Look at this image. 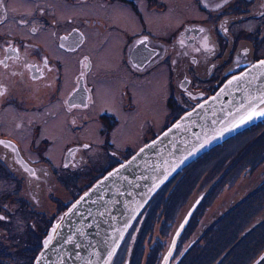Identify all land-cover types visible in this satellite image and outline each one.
<instances>
[{
    "label": "flooded vegetation",
    "instance_id": "flooded-vegetation-1",
    "mask_svg": "<svg viewBox=\"0 0 264 264\" xmlns=\"http://www.w3.org/2000/svg\"><path fill=\"white\" fill-rule=\"evenodd\" d=\"M7 1L0 0V25L13 10ZM13 1L17 8L22 3L21 0ZM38 1L31 0L37 7L18 19L29 30V36L0 32V122L6 123L7 111L1 112L7 104L13 107L35 104L39 108L42 102H60L64 111L70 113L67 118H71L73 128L81 122L76 111L88 112L90 109L98 116L95 120L101 123V135L106 137L102 139L103 143L101 140L96 145L88 140L65 143L59 149L62 157L58 163L55 156L38 157L37 153L48 145L51 148L60 145L64 139L61 125L65 115L61 112L47 120L51 128L58 131L59 141L53 142L47 135L42 139L41 147L37 141L41 132L39 125L29 126L32 138L28 141L14 137L9 130L0 131V180L8 182L5 189L0 185V217H3L0 219V264H33L40 249L38 246L69 203L120 163L123 159L119 160L118 155L129 156L137 150L132 144H127L122 151L113 148L109 135L111 129L116 130L121 117L112 108H97L105 87L109 86L112 99L119 96L118 100H113L114 104H120V109L137 112L133 89L140 91L165 68L172 77H177L179 62L184 63L187 73L169 83L172 94L166 102L173 112V115H167L169 120L208 95L227 77L259 60L264 49V0H193L194 11L191 7L186 18H181L177 10H171L173 5L177 6L173 0H57L49 11ZM177 1L179 10L181 1ZM167 13L177 14L173 18H178L177 23L166 18ZM160 18L163 19L160 21ZM167 23L173 26L168 35L165 32ZM255 23L257 27L253 28ZM111 32L115 36L107 44V34ZM39 34L42 40L50 42V38L52 43L45 46L33 38ZM17 80L22 85L18 86L19 92L13 88ZM22 88L25 90L21 92ZM138 120L151 122L144 115ZM164 124L160 132L165 128ZM105 130L108 133H104ZM139 133H136L137 137ZM157 134V131L149 130L144 134L145 141ZM93 146H99L100 150L105 148L101 164L91 161L94 157L87 150ZM97 158H101L100 153ZM50 177L57 186L77 190L65 200L56 198V208H59L56 212L38 211L29 195L35 197L32 192L42 191L44 185L50 189ZM24 192L29 193L28 200L25 195L22 197ZM232 220H227V224ZM218 223L206 230L215 229ZM22 230L27 233L19 234ZM206 235L205 242L199 241L200 246H206ZM242 242L243 239L237 246ZM223 249L222 255L229 247ZM208 256L212 261L218 255L214 256L211 251L202 259ZM257 262L254 264L260 263Z\"/></svg>",
    "mask_w": 264,
    "mask_h": 264
},
{
    "label": "rangeland",
    "instance_id": "rangeland-1",
    "mask_svg": "<svg viewBox=\"0 0 264 264\" xmlns=\"http://www.w3.org/2000/svg\"><path fill=\"white\" fill-rule=\"evenodd\" d=\"M21 1L18 8L14 5L13 0L7 1L13 10L9 12L6 22L0 25V32L19 36L30 35L29 30L23 27L18 19L26 17L30 10L32 11L37 6L32 5L31 0ZM56 1L39 0L38 2L41 5H46V9L49 11L53 9L52 6ZM179 1H181L179 4L181 8L178 10V1L173 0L172 2H175L177 6L173 5L171 10H177L181 18H186L190 15L191 7L194 11V2L193 0ZM14 7L17 8L15 11ZM178 15L167 13L165 17L174 20L175 24L178 18H173ZM161 19L163 18L159 20L161 21ZM156 26L158 25L156 24ZM256 27L257 23L253 28ZM170 30H173V26L167 23L166 35L170 33ZM40 35H35L33 38L41 41L45 46L52 43L49 36L50 42H45ZM46 36L47 34H45ZM114 36V32L107 34V44L109 39L112 40ZM260 57V59L264 58V49ZM188 62L186 61L189 66ZM234 65L231 62V67ZM184 66V63L179 62L176 70L177 77H172L171 73H168V69L165 68L159 76L151 78L150 83H146L140 91L133 89L134 98L138 103L137 112L128 113V111L120 109V104H114L113 99L118 100L119 96L117 95L115 98L113 96L112 99L109 86L102 90L97 101V108H112L115 112H119L121 117L118 118L119 124L116 125L118 128L111 129V134L109 133L116 151L124 150L127 144H132L134 149H138L146 142L144 137L146 132L155 130L160 133L164 121L165 124H168L180 114L177 113L168 120L167 115L170 116L173 112L170 104L167 106L166 101L172 94L169 87L170 81L187 73L188 68ZM202 71L204 72V69ZM192 74L194 75L195 72L193 71ZM197 85L201 86V83L198 82ZM18 86L22 85L18 80L14 81V91H20ZM218 87L208 95L214 93ZM24 90L22 88L21 92ZM31 94L33 93L31 92ZM42 99L39 98V100ZM58 103L42 102V106L39 108L35 104H28L27 107H13V105L8 106L7 104L1 112L3 114L7 111L5 114L6 123L0 122V131L9 130L14 137L28 141L30 137L32 138L30 136L32 129L30 130L29 126L39 125L41 132L37 141L41 147L42 139L47 135L53 139L50 138L53 142L59 141L58 131L51 128L47 120L61 112L65 115L61 125L65 135L64 139L60 145H54V148L48 145L37 153L38 157H41L40 155L55 156L58 163L62 157V152L59 149L65 146V143L88 140L96 145L106 137L104 134L101 135V123L97 121L98 116L94 112H90V109L88 115L86 111H76V116L81 122L76 125L75 129L71 125V118H67L70 113L64 111L61 103ZM194 105L195 103L187 106L181 112L183 113ZM141 115L147 116L151 122L148 124V121H139L138 118ZM103 119L105 120L104 117ZM20 120L23 122L21 126ZM139 131L137 137L136 133ZM104 133H108V130H105ZM103 142L104 140L101 141V143ZM103 149L100 150L99 146H93L92 149L87 150L90 156L94 157V161L91 159L92 163L101 164L100 160L104 158L105 154V148ZM98 153L101 155L100 159L97 158ZM118 157L119 160L128 158V156L121 155ZM41 174L43 175V173ZM50 179L49 183L52 184L49 186L50 189L45 188L44 185L42 191L38 189V193L32 192L35 197L26 192L22 194V197L25 195L27 200L30 197L35 201L38 211L56 212L59 209L56 208V198L63 197L62 199L65 200L70 197L73 191L77 190L73 187L57 186L51 177ZM39 180L44 183L41 179ZM0 185L2 189H5L8 182L4 183L0 180ZM21 192L23 193L22 189ZM229 219L233 220L227 224ZM217 222L219 223L215 229L206 230ZM235 223L239 225L235 226ZM182 224L185 225L170 264H251L255 258L258 262L260 261L259 264H264V123L262 120L246 132L240 133L238 137L227 138L200 154L155 193L127 232L112 264H162L172 239ZM244 232H247L246 235H243ZM22 233L26 234L27 232L22 230L19 234ZM206 233V246L203 244L200 246L199 241H206ZM242 239V245L237 246ZM42 245L43 243H41ZM41 246H38V249ZM225 246H228L229 250L222 255ZM211 251L214 256L218 255L217 258L210 261L209 255L202 259L204 254Z\"/></svg>",
    "mask_w": 264,
    "mask_h": 264
},
{
    "label": "water",
    "instance_id": "water-1",
    "mask_svg": "<svg viewBox=\"0 0 264 264\" xmlns=\"http://www.w3.org/2000/svg\"><path fill=\"white\" fill-rule=\"evenodd\" d=\"M262 61L228 77L80 193L50 226L33 264H112L130 226L155 193L200 154L264 119L257 114L264 112ZM184 225L162 264L170 263Z\"/></svg>",
    "mask_w": 264,
    "mask_h": 264
},
{
    "label": "snow or ice",
    "instance_id": "snow-or-ice-1",
    "mask_svg": "<svg viewBox=\"0 0 264 264\" xmlns=\"http://www.w3.org/2000/svg\"><path fill=\"white\" fill-rule=\"evenodd\" d=\"M262 64H264V61L261 62ZM258 115H264V112H259L257 113ZM0 219H3V217H0Z\"/></svg>",
    "mask_w": 264,
    "mask_h": 264
}]
</instances>
